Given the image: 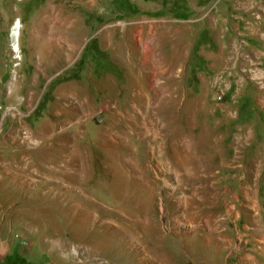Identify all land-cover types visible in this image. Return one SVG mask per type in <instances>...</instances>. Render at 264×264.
Masks as SVG:
<instances>
[{"label": "rangeland", "instance_id": "rangeland-1", "mask_svg": "<svg viewBox=\"0 0 264 264\" xmlns=\"http://www.w3.org/2000/svg\"><path fill=\"white\" fill-rule=\"evenodd\" d=\"M0 264H264V0H0Z\"/></svg>", "mask_w": 264, "mask_h": 264}, {"label": "bare ground", "instance_id": "bare-ground-1", "mask_svg": "<svg viewBox=\"0 0 264 264\" xmlns=\"http://www.w3.org/2000/svg\"><path fill=\"white\" fill-rule=\"evenodd\" d=\"M92 0H87L88 3H90ZM238 6V5H237ZM244 7H239L240 9H243L245 11H249V9L251 8V5L249 4H245L243 5ZM20 27H21V20L20 19H16L13 24L12 27L10 29V47L12 52L17 55L19 53V37H20ZM81 32H77V36H80ZM79 38V37H78Z\"/></svg>", "mask_w": 264, "mask_h": 264}]
</instances>
